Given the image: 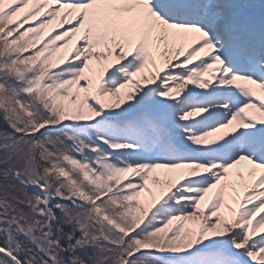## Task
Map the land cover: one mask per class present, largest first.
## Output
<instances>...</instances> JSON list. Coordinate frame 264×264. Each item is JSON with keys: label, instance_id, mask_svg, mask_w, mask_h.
<instances>
[{"label": "snow or ice", "instance_id": "snow-or-ice-1", "mask_svg": "<svg viewBox=\"0 0 264 264\" xmlns=\"http://www.w3.org/2000/svg\"><path fill=\"white\" fill-rule=\"evenodd\" d=\"M0 264H264V0H0Z\"/></svg>", "mask_w": 264, "mask_h": 264}]
</instances>
